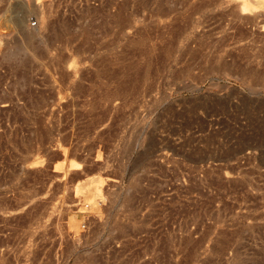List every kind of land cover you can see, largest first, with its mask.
<instances>
[{
  "label": "rangeland",
  "instance_id": "obj_1",
  "mask_svg": "<svg viewBox=\"0 0 264 264\" xmlns=\"http://www.w3.org/2000/svg\"><path fill=\"white\" fill-rule=\"evenodd\" d=\"M0 264H264V0H0Z\"/></svg>",
  "mask_w": 264,
  "mask_h": 264
},
{
  "label": "bare ground",
  "instance_id": "obj_2",
  "mask_svg": "<svg viewBox=\"0 0 264 264\" xmlns=\"http://www.w3.org/2000/svg\"><path fill=\"white\" fill-rule=\"evenodd\" d=\"M244 2V1H243ZM245 5H246V2H245ZM247 7V6H246ZM247 9H249V8H247ZM242 10H244V8L242 9ZM72 168V167H71Z\"/></svg>",
  "mask_w": 264,
  "mask_h": 264
},
{
  "label": "built area",
  "instance_id": "obj_3",
  "mask_svg": "<svg viewBox=\"0 0 264 264\" xmlns=\"http://www.w3.org/2000/svg\"><path fill=\"white\" fill-rule=\"evenodd\" d=\"M32 25H35V22H32Z\"/></svg>",
  "mask_w": 264,
  "mask_h": 264
}]
</instances>
